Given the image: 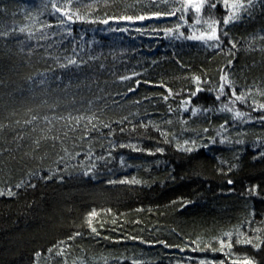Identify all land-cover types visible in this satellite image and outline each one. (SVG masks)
I'll return each instance as SVG.
<instances>
[{
	"label": "trees",
	"instance_id": "trees-1",
	"mask_svg": "<svg viewBox=\"0 0 264 264\" xmlns=\"http://www.w3.org/2000/svg\"><path fill=\"white\" fill-rule=\"evenodd\" d=\"M61 1L0 0V264H264V0Z\"/></svg>",
	"mask_w": 264,
	"mask_h": 264
},
{
	"label": "snow or ice",
	"instance_id": "snow-or-ice-1",
	"mask_svg": "<svg viewBox=\"0 0 264 264\" xmlns=\"http://www.w3.org/2000/svg\"><path fill=\"white\" fill-rule=\"evenodd\" d=\"M201 2H202V0H201ZM249 2H250V0H249ZM189 4H190V6H192V7H195V9L197 10V11H199V9H200V3H197V2H195V0H189ZM53 7H56L55 5H53ZM233 7L234 8H236L237 9V11H239V9L240 8H242L243 7V3H242V0H235V3L233 4ZM57 11H61V9L60 8H57L56 9ZM66 14V13H65ZM238 18V16L234 13L232 16H230L228 19H226V20H224L223 21V23L224 24H227V23H229V21L230 20H234V19H237ZM72 19V16L71 15H68V20H71ZM128 19H131V17H128ZM140 19H144V17H140ZM62 23L64 22V21H61ZM107 21H105V23H106ZM210 27H211V25H210ZM23 30V29H22ZM219 37L216 35V29L215 28H212V31H211V33L208 35V37H207V39L208 40H215V39H218ZM234 46V45H233ZM70 63H74L75 61H69ZM237 99H241V97H237ZM262 107H264V106H262ZM237 115H241V114H237ZM229 183H231V181H229ZM9 194H11V193H9ZM92 215H95V213H92ZM93 231H95V229H93ZM227 235H229L230 236V234H227ZM238 242H245V243H251V240H248V241H238ZM221 243L223 244L224 243V241H221ZM231 245L229 244V247H230ZM257 247H259V245H257ZM244 264H251V262L250 261H245L244 262Z\"/></svg>",
	"mask_w": 264,
	"mask_h": 264
},
{
	"label": "rangeland",
	"instance_id": "rangeland-1",
	"mask_svg": "<svg viewBox=\"0 0 264 264\" xmlns=\"http://www.w3.org/2000/svg\"><path fill=\"white\" fill-rule=\"evenodd\" d=\"M68 1H69V0H62V1H61V3L64 4L65 8L68 7V5H69ZM70 1H71V0H70ZM195 2H197V3H202L201 0H195ZM187 6H188L189 8L192 7V6H190V4H189V0L187 1ZM65 8H64V9H65ZM192 8L195 9V7H192ZM207 37H208L207 35H205V36H204V35H201L199 38H201V39H205V40H206ZM207 40H208V39H207Z\"/></svg>",
	"mask_w": 264,
	"mask_h": 264
}]
</instances>
